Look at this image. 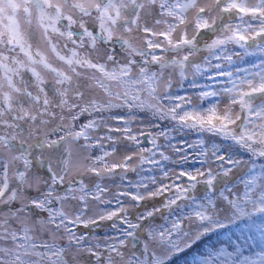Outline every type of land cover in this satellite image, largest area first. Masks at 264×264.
Here are the masks:
<instances>
[{
  "label": "snow or ice",
  "instance_id": "6c2138e0",
  "mask_svg": "<svg viewBox=\"0 0 264 264\" xmlns=\"http://www.w3.org/2000/svg\"><path fill=\"white\" fill-rule=\"evenodd\" d=\"M65 7L78 11L79 18L65 14ZM193 8L196 0H0V145L18 153L0 157V205L8 209L7 216L0 211V264H77L80 259L84 264H170L174 255L202 242L204 250L190 264H264V59L246 67L232 63L234 56L264 57V0H215L211 8L199 7L189 22L186 13ZM20 18L30 26L29 34L38 27L46 36L64 37L66 48L72 45L65 56L48 39L72 75L33 52ZM117 29L122 30L119 36ZM204 32L211 39L202 44L209 39ZM137 37L142 38L140 47ZM86 41L97 51L95 62L87 50H77ZM117 46L126 54L125 62L117 58ZM17 50L26 60L17 59ZM37 65L55 76L51 91L58 100L49 98ZM175 73L181 86L199 90V104L172 91ZM165 74L160 95L157 89ZM93 82L108 99L92 97L88 89ZM113 86L123 91L114 92ZM142 92L154 102L141 99ZM13 93L22 98L14 100ZM220 97L228 100L223 111ZM204 101H209L207 106ZM114 109L128 111L120 115ZM144 109L152 119L147 128L134 130L133 124L140 122L137 110ZM85 114L91 118L78 123ZM93 131L100 135H91ZM192 132L197 138L189 142L184 137ZM25 133L35 137L33 143L19 139ZM80 141L85 152L100 153L87 165L71 162V144ZM240 150L249 155L247 161L234 158ZM113 155L122 160L110 163ZM190 161L200 167H184ZM34 164L45 167L50 180L32 176ZM14 165L16 182L10 186ZM241 167L247 170L237 184L231 177ZM74 169L77 174L65 183ZM129 172L137 174L135 182ZM114 176L120 180L115 190L102 183H115ZM42 183L47 187L43 192ZM29 190L36 191L34 198L27 196ZM125 197L136 210L131 217ZM18 199L20 207L12 209ZM89 199L98 205L94 216L87 215ZM146 200L159 203L139 211ZM73 201L78 206L70 214L64 205ZM33 210L47 214V220L33 222L35 231L22 220V214ZM157 216H163L162 224L153 223ZM13 220L20 221L18 230ZM105 220L112 221L113 237L92 243L90 235H77L78 227H96ZM41 233L49 238H40ZM57 234L66 237L65 243L56 241ZM221 235L228 240L221 241ZM68 249L76 254L71 261L66 259Z\"/></svg>",
  "mask_w": 264,
  "mask_h": 264
},
{
  "label": "rangeland",
  "instance_id": "374dc122",
  "mask_svg": "<svg viewBox=\"0 0 264 264\" xmlns=\"http://www.w3.org/2000/svg\"><path fill=\"white\" fill-rule=\"evenodd\" d=\"M53 2L55 3L56 0H53ZM215 0H196V8L193 9H189V11L186 13L187 15V19L189 22H193L194 21V16L196 14V11L198 10L199 7H205L206 9L211 8L212 5L214 4ZM253 0H249V3H252ZM64 12L65 14H72L74 16V18H79V13L78 11L74 10V9H69L67 7L64 8ZM207 18L209 19V22L211 23L212 20V16L208 15ZM219 22V20H218ZM233 23H235L236 21H232ZM6 23V22H5ZM20 23L22 25V31L25 32L26 38L28 40V43L31 45V48L33 50V52H39L42 55H44L48 62L50 64H52L53 67H56L58 70L64 71L66 74L72 75L69 66L64 63L63 61H60L57 58V55L55 52L52 51V48L50 46V44L48 43V39L50 38L52 40V42L57 46V51L60 52L61 55H65L68 56L70 55L68 48H71L72 45L69 43L68 44V48L65 47V43H66V39L64 37H61L58 33L57 34H53V33H49L48 36L45 35L44 31L38 27L35 28L34 32H31L30 26L28 24H26L22 18H20ZM89 23L92 24L93 26H95V21L89 19ZM183 26H181V28H179L174 34H173V39H178L179 36L181 35V31H182ZM78 30V29H77ZM120 29L116 30V35L119 36L121 34ZM195 29L190 28L188 30V36L191 37L194 33ZM203 35L205 37H209V39L207 41L202 40L201 43L203 44L204 42H210V34L208 32H204ZM142 44V38L141 37H137L135 40V45L137 47H140ZM231 48V46H229ZM97 48L99 49L100 53L104 52V47L102 45H98ZM79 52L84 53L85 50H87L88 56L90 59H92L94 62L96 60L99 59V56L97 55V51L93 50L91 48V46L88 44V42H85V47L84 49H77ZM237 52L241 51L240 49H236ZM7 54V53H6ZM14 55L17 56V59L19 60H26V58L24 57L23 53H19V51L17 50V53H15ZM116 56L117 58L121 61V62H125L126 60V54L121 51L119 49V46H117V51H116ZM246 57H250V56H245V57H236L234 56L233 58V65H237L240 67H246L249 66L251 63L246 61ZM245 58V59H244ZM254 58V62L253 63H259L261 59H264V57H260V56H253ZM139 59V58H137ZM245 60V61H244ZM224 64V69L225 70H230L229 65L227 64V62H222ZM109 67H112L111 64H109ZM153 71H155L156 69L153 68ZM37 71L40 72L43 80H44V84L43 87H45L48 96L50 99L53 100H58V97H54L53 93L51 91V89L53 87L56 86L55 84V76L50 73L49 71L43 69L42 67H40L39 65H37ZM78 71H80L84 76H91L92 72L90 70L87 69H78ZM138 72V69L134 68L132 75L135 76ZM98 75V74H97ZM0 76H2V73H0ZM25 76L27 79L32 80V77L30 76V74L25 73ZM189 78H191V76H189ZM168 79L167 74H165L164 79L161 81L157 92L158 94H163L165 91V82ZM172 80H173V89L172 91L175 93L178 90L181 91V94L179 95H188L191 97L192 102L194 104H199L200 100L197 98L196 92H198L199 90L196 89H192L191 87L188 86L187 83H184L183 86L180 85L179 81H178V73L173 74L172 76ZM224 84L227 83L226 80L223 81ZM5 91H7L8 89L5 87L4 89ZM31 90L35 91L36 89L33 87ZM112 90L114 92H122L123 89L122 88H118L113 86ZM88 91L91 93L92 97L99 100V101H104L106 99H108V97L106 96V94L103 92V90L99 89L98 87H96L94 85V82L92 84V87H90L88 89ZM13 95V99H21L22 96L18 95V94H12ZM69 96L72 95L71 92L68 93ZM141 98L146 99L147 102H154L150 97H148L147 92H142L141 94ZM220 110L223 111L224 106L227 105L228 100L227 97H220ZM29 105H26V107H28ZM56 111L59 113V109H56ZM138 112V117H139V123H134L133 124V129L134 130H139L141 128H147L149 120L152 119V116L149 114V112L147 111H137ZM239 112V108L238 106H236L234 108V115L236 113ZM118 114H120L121 112H116ZM127 112L122 113L120 115H125ZM65 114H67V110H65ZM107 115V114H105ZM5 118H7V115H5ZM91 117H89L87 114H85L83 117H81L80 121H78V123H85L87 122L88 119H90ZM58 121H53V124L57 123ZM67 122V119L66 121ZM23 123V122H21ZM110 123L113 124V126H116L115 122L110 121ZM91 135L93 136H98L100 135L99 132L93 131L91 133ZM115 135V134H114ZM183 135V134H181ZM179 136H177V140H179ZM185 139H187L189 142H194L197 138V134L195 132H192L188 135H186L184 137ZM19 139H25L27 143H33V140L35 139V137L33 138H28L27 137V133H25L23 136L19 137ZM158 142H163L162 139L161 141ZM83 141H80L79 143H73L71 144V162L73 165H79V164H84L87 165L89 163H91V157H95L96 155L100 154L98 149H94L91 152H85L83 150V148L81 147V145L83 144ZM147 146V145H144ZM39 150H34L33 151V155L38 154ZM168 155L172 156L173 159H176V155L175 153L169 149L167 152ZM12 155H18V153H12L9 152L6 148H4L2 145H0V157L3 158H8ZM45 155H47V153H45ZM85 157H89V159H85ZM67 158V157H66ZM236 159H240L243 161H247L249 159V157H245L242 156V154H240L239 152L237 153V155L234 157ZM109 162L110 163H114V162H120L122 160V156L121 155H113L112 157H109ZM55 162V161H54ZM134 166L137 164V161L134 159L131 162ZM167 167H171V164H167ZM188 164L184 165V167L187 168ZM200 164L199 162H195V164L191 165V168H199ZM214 167V166H213ZM16 166L14 165L9 172V177H10V186H12L16 181H15V176L14 173L16 171ZM246 167H241L238 169H235V175L233 177H231V179H235L237 180V184H239V179L238 177L242 176L244 174V172L246 171ZM120 170H117V172H119ZM179 171V168H176V172ZM0 172H2V167H0ZM77 173L75 171V169L65 178V183H67L68 180L72 179L73 176H75ZM159 173L157 172V175ZM31 175L40 178V180L43 181H48L50 180V177L47 175V169L45 167H40L38 165H33V168L31 169ZM122 175V173H121ZM128 178L130 180H132L133 182H135L138 179V176L136 173L133 172H129L128 174ZM115 183H111L109 180L105 179L102 181L103 184H107L110 188H112L113 190L116 189L117 185L120 184V180L118 176H114L112 178ZM88 186L91 187V175L89 174V180H88ZM201 189H203V186H200ZM47 187L45 184L42 183L40 191H46ZM239 190V189H238ZM27 196L29 197H35L36 196V191L35 190H29V192L27 193ZM25 202H27L25 200ZM20 203L21 201L18 199L17 201L13 202V204L11 205L12 209H16L20 207ZM159 201H143L141 202L142 207L139 209V211H143L145 209L151 208L153 206H155L156 204H158ZM124 204L126 207H129L130 209V217L132 216V213L135 212L136 210L131 208V204L132 202L130 201L129 197H125L124 198ZM78 204L77 202L73 201L71 203H66L64 205V209L66 211H69L70 214H72V210L77 207ZM109 207H114L112 205H110ZM0 211H2L4 216L8 215V209L3 207L2 205H0ZM98 211V205L96 204V202L92 201L91 199L88 200V211H87V215L88 216H94V214ZM180 213L177 212V215H179ZM164 215H168L167 212L164 213ZM40 217H43V219L47 220V214L40 212L39 210H33L32 213H26V214H22V220L27 223V225L30 228H33V231H35V226H34V221L38 222V219ZM163 221V216H157L156 219L153 221V223L159 225L162 224ZM112 221H100L99 225L96 227H90V228H84V227H78L76 229L77 235L84 233V234H88L91 237V241L92 243H96L97 241L103 242L105 239H107L108 237H113L115 235L114 231L111 229L110 225H111ZM19 225H20V221H16L13 220L12 221V227L16 228L17 230L19 229ZM51 227L52 226H46L48 231H51ZM40 238H44V239H48L49 237L44 235V233H41V237ZM56 241L58 243H65L66 241V237L65 238H61L59 236V234L56 235ZM141 243H143V238L141 237ZM128 248L131 249L132 248V241L129 240L128 241ZM138 251V250H137ZM76 254L71 250L68 249L67 254H66V259H68L69 261H71L72 257L75 256ZM175 256V255H174ZM77 264H84V261L82 259L78 260Z\"/></svg>",
  "mask_w": 264,
  "mask_h": 264
},
{
  "label": "trees",
  "instance_id": "16d2710c",
  "mask_svg": "<svg viewBox=\"0 0 264 264\" xmlns=\"http://www.w3.org/2000/svg\"><path fill=\"white\" fill-rule=\"evenodd\" d=\"M246 61L252 64L254 62L253 56H250L249 58L246 57ZM201 83H203V80L201 81ZM175 94H181V91L178 90L177 92H175ZM141 99H143V98H141ZM143 100L146 101V99H143ZM208 103H209V101H204V105L205 106H207ZM127 111H128L127 109H114L113 110V112H115V113L116 112H121L120 114L125 113ZM137 111H140V110H137ZM142 111H147L151 115V112L149 110H147V109H144ZM239 153L242 154V156L249 157V155L247 153H244L243 150H240ZM193 164H195V162H191L190 161L187 167H191V165H193ZM257 222H259V218H258ZM212 239L215 240L216 238L213 237ZM219 239L221 241H226V240H228V235H221L219 237ZM253 249L255 251H259V248L257 247V245L255 243H253ZM203 250H204L203 242L202 243H198V244H194L192 246V248L188 249L187 251L181 252L178 255L173 256L171 261H170V264H190V262L192 260V257L194 255L202 252Z\"/></svg>",
  "mask_w": 264,
  "mask_h": 264
}]
</instances>
